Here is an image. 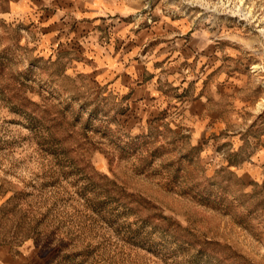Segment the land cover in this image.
I'll use <instances>...</instances> for the list:
<instances>
[{
	"label": "rangeland",
	"instance_id": "374dc122",
	"mask_svg": "<svg viewBox=\"0 0 264 264\" xmlns=\"http://www.w3.org/2000/svg\"><path fill=\"white\" fill-rule=\"evenodd\" d=\"M0 264H264V0H0Z\"/></svg>",
	"mask_w": 264,
	"mask_h": 264
},
{
	"label": "crops",
	"instance_id": "0c3cea01",
	"mask_svg": "<svg viewBox=\"0 0 264 264\" xmlns=\"http://www.w3.org/2000/svg\"><path fill=\"white\" fill-rule=\"evenodd\" d=\"M122 31L124 32V30H122ZM99 59L102 61V65H103L106 73L111 72V70H113L114 68L119 69V66H123L125 63H126V65H128L127 64V61H128L127 56L124 57L123 54H120V55L118 54V56H117V53H115L114 51L113 52L108 51L107 53H99ZM126 65H124V66H126ZM133 67L134 66L131 65V68H133ZM123 70H125V69L123 68L121 70H117V74H120L119 75L120 78L116 75L115 79H114L115 85H117V86L120 85L122 78H123V80H125L124 74L128 71L125 70V72H124Z\"/></svg>",
	"mask_w": 264,
	"mask_h": 264
}]
</instances>
